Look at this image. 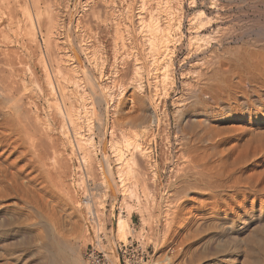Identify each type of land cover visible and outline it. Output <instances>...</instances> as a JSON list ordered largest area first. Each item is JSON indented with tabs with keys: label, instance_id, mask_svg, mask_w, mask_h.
I'll return each mask as SVG.
<instances>
[{
	"label": "rangeland",
	"instance_id": "obj_1",
	"mask_svg": "<svg viewBox=\"0 0 264 264\" xmlns=\"http://www.w3.org/2000/svg\"><path fill=\"white\" fill-rule=\"evenodd\" d=\"M226 1L227 0H224L223 3L227 5ZM137 3H139L138 0H112V1L111 0H48V1L47 0H8L7 2H5L4 5L6 6H4V8L5 7L9 8L10 10L9 13L14 15V18L11 21L9 17L6 15L8 14L7 9L5 10L2 9V12L0 11V25H1L0 32L3 34L7 32L6 35H8V38H10L6 40L7 42L6 44L2 40V43H4L5 45L0 43L2 45V46L0 45V49L2 52V54L0 55L2 57L4 51H7V52L15 51L17 54L21 55L20 57H22V62L24 63L22 66V64L18 65L16 62L17 65L15 64L16 66L14 65V67H11V68L5 65L4 63L0 64L1 65L0 68H2L0 71V78L1 77L3 78V76L7 75L6 78L4 77V79L7 82L2 78L0 80V83L2 82V80H4V82L0 84L1 86L0 90H3V89L6 90L7 92L4 90L3 91L4 93L6 92L7 94H9V90H11L10 93L14 91L16 93L15 97L17 96L19 99L23 98V104L26 105L27 107L29 106L28 108L31 107L30 109L33 110L31 112L33 117L36 115L40 116V119L42 118L41 123L44 120L43 122L44 125L46 121L47 123L51 122L50 124L53 126L51 127L54 129L52 131V128H51V131L53 133L51 135L54 136L53 139L55 142L60 140L59 142H56L57 144L55 143L56 144L55 146L59 147V145L61 144L59 147V153L57 151V148L55 149L57 151L56 153L58 155L61 153L59 155L61 157V160L65 159L66 162L71 161L68 163V166H72L68 168V170H71L69 171L68 175L71 173L70 175L72 177L68 176L66 178L65 183L64 182L60 183L57 180L58 183L56 182L57 185L55 187V189L57 188L56 192L58 196L62 198L63 200L62 204L58 208V211L62 209V212L59 211V215L61 214L63 215L62 216L63 218L61 217V220L66 221L65 224L67 225V226L66 225L64 226V231H63L64 237L62 238L60 236V239H65L68 237L69 238L71 237L72 239V236L76 238L80 235L81 232L83 231L85 232L84 238L82 239V241H80L79 246H78L77 252L79 254L77 253V256H76L77 263L83 264V255L88 245L92 241V235H91L92 229H88V231H86L85 229L86 226L91 225L92 222H93L92 224H95L97 222L95 219L96 217H94L97 211L101 214V215L99 214L101 217L98 215L100 219L97 217V219L99 220V223L102 218L104 225L110 224L111 218H112L113 204L115 202V210L113 213L115 214L116 219L121 214L126 215L127 214L126 207L132 206L130 225L132 227L133 233L132 235H129L128 240L125 243L130 241L131 240L130 237H132L133 241H138L144 248L149 246L150 247L149 249L150 250V263L149 264H157V263L158 264H195V262L197 261L196 259H198V257H199L198 261L200 264H247L248 253L246 249H250V247L247 245L245 240L248 237V235H250L251 233L249 231H244L242 229L244 224L242 223L240 218L242 217L243 211H245L246 209H250L252 207L253 198L251 196L244 195L241 190H238V187L235 188L236 187L235 185L238 182L247 181L249 177L252 176L251 175L252 172L248 171L246 174L240 175L241 169H239L240 163H238V161H239V157L241 159L242 156H244L243 154L248 153V155H253L258 151L260 155L257 161L261 166L259 165L260 167L257 169V171L254 172L253 176L255 177L254 179L259 178V180H264V172H262L264 169V166H263L264 165V152H263L264 147L256 145V144L250 145L248 144V141L250 139L249 135L242 136V134L237 133V136H236L235 132L234 133L229 132L228 129H229V126L232 127L233 124L234 125L239 124V125H244V126L249 125L252 127H256L257 129L260 128L264 130V123H263L264 122V91L262 90L260 91V94L261 96H263V98L262 97L258 98L256 94L252 92L253 89H257V87L255 88L254 82L247 81L248 84H246L245 89L246 90L249 89L248 90V92L250 93V96H248L249 100H248V97L247 99L245 97H242V98H243V101L245 100L244 102L250 101L249 103L253 104V107H255V109L252 108L250 111L251 113H249L248 111L249 105H244L243 107L244 109L243 108L241 109V113H242L240 115L241 117H237V119L235 118V115L239 113L234 114V112L233 113L230 112V113H227V115L221 116L222 118H226L227 120L226 122L224 121V123H222L223 127L224 128L227 127V129L220 130L219 128H221V126L219 125L218 130L217 129L216 130L217 131L220 130L219 131L221 133L220 136H218L216 132L215 133L211 131L208 132L207 129H204L203 131V129L200 128L201 127L200 123L202 127H210L214 129H215L214 125H218V124H216L215 121L212 122V120H210V118H208L207 116L201 115L203 110L202 108L196 106L193 99L191 100L189 99L190 101L187 100L185 102V104L187 103L188 105H185L181 101H179V100H182V98L185 96L186 97L190 96L189 88L191 89L195 85L199 84L200 78L199 79L197 78L198 75L196 72L201 71L202 69H204L202 70V72L207 71L205 70V66H203L201 62L199 63V61L201 60L197 58L195 60V58H192L191 55H188L189 51L188 49H186L188 46L187 43H189V39L190 37H192V34H191L192 30L190 29V26H188L189 23L187 22V18L192 17L195 13L199 12L201 9L204 8L201 5V4H204V0H198L199 5H198V8L196 9L188 7L189 0H182V1L174 0L173 2H171V6L175 8V9L173 8V10L176 15L178 14L177 12L180 11L181 9L180 7L184 5L185 14H184V22H183V26H184L183 32L186 31L187 33L184 32V38H183L185 41L184 47L180 52L177 53V57L174 62L175 68L173 67V70L175 71L172 70L169 72L170 78L174 76L176 85L175 86L172 85L171 87V84H170L169 85L170 90H172L170 95H167L166 97L161 98V100H159V103L157 102V104L159 105L156 111L157 115L153 114L149 110H146L144 112V114L147 116V123H148V124L146 123L145 126L147 127L151 124L152 127L151 126L147 127L149 130L147 129L148 130L147 133H145V135L142 138H140V142L145 147L149 148V150L151 151V154L149 153V157L146 158V162L148 163L145 162L147 166L145 165L144 168L147 167V169L141 168V170L143 169V171L142 173L140 171V174H141L140 177L142 176V178H144L145 184L143 181L140 180L141 181L139 182L140 184H138V186L136 187V190H138L136 194L139 192L138 195H133L131 199L128 196H127L128 198H125V196L122 194L124 192L123 189L121 188L119 189V186H117V184H119L118 183L119 179L116 178L117 177V171H116L117 161L116 162L113 161V159L116 160V158H114V154L112 152L106 151V146L102 142L103 138H101L100 132L98 131V118H97V116L101 113V110L100 108L96 106V104L92 103L94 101L91 98L92 95L90 94L89 87L87 86L88 84L86 82V79H84V77H82V80L81 78L78 80L79 77L77 78V80L80 81V82H77L78 85L71 81L68 84L69 93L72 92L70 94H72V96L75 97V99L77 100V101L74 100V104H76L75 107L77 106V109L78 110L80 109L79 111L78 110L77 111L79 113L81 112L80 114L82 115L84 114L80 120L81 128L80 127L78 128V129H81V131L78 129L76 130V132L80 131L78 132L79 135L82 133L81 134L82 137L77 135L75 130L72 129V127L70 128L67 122L66 124L68 125L67 126L68 128H66V130H69L67 132H70V134L68 133L65 134L63 132L64 130L61 127V124L63 123L62 119H60L59 117L54 118L55 116H57V115H54L56 111L54 106H56V104L54 101H51L52 96L48 94L49 92L46 89L47 83H46L45 72H44V69L41 68L40 63H38L39 62L38 60L40 58V54L42 53L44 54V51L46 50L48 46L52 47L53 44L55 45L56 40H59V41L61 40L60 41L61 43L59 42L60 45H62V42L65 45L63 44L62 48L60 46L61 49L57 48L55 49V51L58 50L57 51L58 53L60 52L61 53L63 52L64 54L72 53V55H75L76 62L77 61L80 62V63L77 62V64L87 66V68L86 67L85 68L86 69L89 68V70L92 71V73L95 75L96 79L100 82V84L106 89H108L109 91H112L111 93L114 97L113 108H115L116 105L121 103L122 108L126 111L125 114H122V115L120 114L117 118L118 128L116 127V130L118 132L117 134L115 133L116 131L114 132L115 141L116 142L119 141L120 143V140H122V138L120 137L122 135V132L127 133L132 138L133 132L135 130L141 131V129H143V126H141L142 127L141 128V127H137V125H132V115H131L132 114V102L130 101V98H132V33L134 32V28H137L136 27L137 20L135 17H133V15L135 16L139 10L138 9L139 4ZM246 3L239 4L238 0L237 2L236 0L235 2H232V4L234 5L232 8L231 14L237 18H235V22L226 21L224 25V27L229 26L235 29L232 32V34L234 35H230L231 33L227 34V36L229 35L230 37L228 36L223 43L224 48L225 47L227 48L230 45V47L228 48V51L225 48V52L229 53V55L226 54L223 50L219 52V54H221L219 55L220 58L222 59L224 58L223 60H227V62L229 61L233 62L234 59L237 60V61H234L233 63L236 62V65L238 67L242 65L240 63L245 62L244 59H248V58H245V57H248L246 55L251 54L253 50H254L253 52L264 50V44H263L264 43L263 42L264 41V28H263L264 26V6L251 4L252 2L250 1H247ZM232 4L230 5L232 6ZM24 8H27V9H24ZM129 9L131 10L130 12L127 13ZM26 10H28V12ZM29 10L31 11V14H32L31 18L33 17L32 22L34 23V27L37 30V40H36L37 44L35 45L29 41V35H27V32L25 34V31H26L25 29L28 27L27 23L31 15V14L26 15V13L30 12ZM124 13L125 15L126 14L127 15L126 16L123 15ZM208 13L209 12H207V14ZM25 16H28L29 19ZM122 16L123 17L125 16L126 18H123ZM118 17L120 18L118 19ZM114 18H115L114 21L116 20L117 21L119 20V21L114 22L113 21ZM238 20L240 23L238 22ZM54 21H57L56 22L57 24ZM175 22L177 23L176 20L174 21V23ZM29 23L31 24V20ZM54 23H55L56 28H54ZM116 24H117V27L115 26ZM119 24H120L121 29L123 28L122 30H120ZM2 28L5 29V31ZM188 28H189V31H188ZM237 28H240V29H237ZM237 31H240V32H237ZM50 32H52V34H50ZM50 35H53V37H51ZM70 35L72 37H70ZM231 36H233V38H231ZM177 38L178 36H176V39ZM229 38L232 40H230ZM256 39L258 40L262 39V40L258 41ZM0 40H1V36H0ZM205 44L206 43H204L203 46ZM175 45H177V42L174 43V46ZM237 45L240 47H238ZM231 47H234L235 49L234 48L232 49ZM250 47H252L253 49ZM241 48L243 52L245 53V55L243 52H242L243 54L239 53V51H242ZM247 50L248 52H245ZM7 52H4V53H7ZM230 53L233 54L234 57ZM184 58L188 60L187 63H186V60H184ZM195 65L198 66V68ZM226 65L223 67L225 70H227L228 68V65L227 67ZM172 72L173 74H171ZM79 73L80 72H78V75ZM244 74L249 75V73H244ZM143 77L144 79H142L143 81L142 84L143 86L145 85L144 86L145 88L147 87L145 89L144 94L148 98L147 95L149 96L153 95L154 86L150 85L149 87V80L152 81V79L147 78L146 75H144ZM33 78L35 79L33 80ZM235 80L238 81V78H236ZM3 84L5 86H3ZM147 84L148 86H146ZM76 85L77 86L80 85V87H76ZM5 87H7L8 89ZM11 88L13 89V91ZM236 94L240 95L239 93H236ZM77 96L78 98H76ZM81 96H83L84 99L87 101H85L84 99H81ZM259 99L261 100V102ZM162 100H165V101H162ZM6 102H8V100H6L5 103ZM85 103L87 104V106L84 105ZM9 104L11 103L8 102L6 105H9ZM35 112H37V114H35ZM51 112L54 116H53V119L49 120L48 122L47 116L48 114H51ZM182 112H185V114H188L189 116H191V121H190L191 127L188 128V130L186 129L188 132L181 131L185 127V124L181 123L180 125L179 124L180 122L178 123L179 118H181L182 116L183 118L186 117V115L184 116ZM33 113L35 115H33ZM222 118L220 120H222ZM151 119L152 120L154 119V120L151 121ZM156 119L159 120L160 122L155 121ZM232 120L236 121V123H232L231 122ZM180 126L181 127L184 126V127L181 128V130H179ZM70 129L72 131L74 130L73 132H75L76 135L72 133ZM194 131L196 133H194ZM190 132L192 134L194 133L193 135L195 136H197L198 134L200 138L197 136L196 139H194L195 136H192ZM201 133H202V136H201ZM63 134L66 135L67 137L70 136V138H66V136H64ZM150 135L153 138H151ZM78 136L83 140V141L79 140L81 141V144L79 143V145H77L78 143H76L77 141L74 139V138L78 139ZM185 136L189 138L186 139ZM190 136L193 138H191ZM202 137L204 138V140ZM237 137L240 138L241 141L238 140ZM56 138H59V140L58 139L56 140ZM90 138L93 140L92 142ZM66 139H68V141ZM69 139H71L72 141L71 140L69 141ZM189 139L192 142L189 141ZM193 139L194 141L195 140L196 141L194 142ZM200 139L202 141L199 142L198 140ZM74 141H76L75 144H74ZM89 141L91 145L95 146L96 148V149H94V147L92 148L96 152L94 153L97 155L96 156L94 154V156H96L94 157V160L96 158L99 160V162L98 160L93 161L94 165H97V166H93L92 164V169L96 167L97 170L94 169L92 171L88 168L87 163L84 162L86 164L85 165L83 164V161H81L83 160L82 154L84 153V151L82 150L83 149L82 147L86 146V148L89 149V145H90ZM100 141L102 143H100ZM181 142L183 143L185 142V143L183 144ZM72 144H74L73 146L76 148L75 150L72 148L73 147ZM70 145L72 147H70ZM91 145L90 147H92ZM76 146L78 148L80 147L82 148V149L80 148L81 152ZM60 148L66 149L65 151L63 150V152L65 153L60 152L61 151ZM123 149L124 151H126L125 147ZM100 150L102 152L105 151L106 154L109 156L110 160L113 161L112 166L114 164L113 166V171H114L113 173H115L114 181L115 183L117 182L116 188H118L116 189V194L114 196L116 199L115 201L113 200V197L109 194V192H107L108 189L106 188V186L99 185V184H103L102 183L103 173L102 172L100 173L101 169L99 170L97 168L100 166V163L103 160V157L101 156L102 153H100L101 152ZM127 152L129 151H126L125 153L127 154ZM55 154L54 156L57 158L58 155H55ZM60 157L57 159L60 160ZM62 157L64 158L62 159ZM79 158H82V159H79ZM0 162H2L3 165L7 164L4 160H0ZM79 162L81 166H79ZM54 166L56 167V165ZM83 166L84 168H82L81 170V167ZM86 166L88 169L85 168ZM11 170H14V168H12ZM87 170L88 172L90 170L91 173L90 172L87 173ZM259 170H262L261 171L262 175ZM258 172H260V174ZM82 174H86V175H82ZM257 174L260 176H257ZM22 175L23 176H22V179H20V182H23L22 184L25 183V185H28L26 184L27 182H25L27 181V178L25 179L24 177L25 174H22ZM81 175L85 176L86 178L83 177L84 179L83 178L81 179L80 178ZM87 175L88 176L91 175L90 178ZM79 179L81 183L79 182ZM85 180L87 181L86 182L87 184L84 182ZM59 183L60 185H63V184L64 185L60 186L58 185ZM34 186L36 188H41L40 185L38 186L34 184ZM83 187L84 188L87 187L86 190L83 189ZM91 187L93 190L91 189ZM145 187L146 189H143ZM63 189L64 190L66 189V191H64ZM59 190L62 191L63 195L65 192V195L64 196H62V194L60 195L58 192L61 193V191ZM82 190H85V191H82ZM117 190H119L118 191L119 193H117ZM144 190H147L149 191V193H151L150 197L148 198L149 200L145 196L146 194H144ZM85 192L88 194H86ZM87 195H89L88 198L86 197ZM65 196L68 198H66ZM93 197H94V200H93ZM65 200H67V202ZM89 200L92 203L91 205L93 206V209H91L92 206L90 205ZM92 200L96 202H93ZM261 200L259 199L255 201L254 202L255 205L258 204V202L264 203V199H261ZM100 204H102V206ZM4 205L8 206L9 208L8 207L6 208V206ZM44 205L45 203L42 202L41 200H39L37 203L33 205H26L24 200L20 199L19 197L15 195L13 196L10 195L5 198H0V213L3 215L2 217L3 220L0 219V223L1 221H4L5 224L6 223L12 224V225H6L7 227L6 226H5L6 228L3 227L4 229L1 228L2 230H5V233L7 234V235L5 234L4 236H9L12 238L8 241L6 239L3 241L0 238V244H1L0 245V264H5V263L14 264L15 262H16L15 264H20V262H18L20 260L16 258L17 255L16 254L12 255L13 257L10 256L11 253L13 252L9 251L8 249H14L15 251L17 249H21L20 244L22 242V238H21L20 233H18L17 231H19L23 226L24 227L26 225L30 226L29 228H30L31 233L27 235V238H29L30 240H34L35 243L40 242L39 241L40 235L43 236L45 234L42 230H44L46 226L49 227V225L44 223V221H42L39 218V216H35L34 210L36 207L40 211H42V208H44ZM94 205L98 207L96 208ZM3 208L6 209V212ZM85 213H88V214H85ZM31 214L34 215L35 217L32 216ZM91 214L93 216H91ZM67 216H69L70 218ZM92 217H94V219ZM77 218L79 219L77 220ZM39 219L41 220V223ZM88 220H91L92 222L90 221L91 222L90 223ZM35 223L36 225L39 224L38 225L39 227L36 226ZM42 225L44 227L43 229H42ZM38 231H41L42 234ZM114 232H115V228H113V231L111 232V235H110L111 249H112V246L114 247V241H115ZM261 233L256 236V240L258 243H264V241H262V239L264 240V226H262ZM35 234L37 237H35ZM8 246H10L11 248H9ZM114 252H115V249L111 251V253H114ZM201 257L202 259H200ZM6 258L9 260H7ZM34 258L31 260L32 262H30L29 264H35V263L37 264V260H35L36 258L35 259ZM197 262L196 264H199Z\"/></svg>",
	"mask_w": 264,
	"mask_h": 264
},
{
	"label": "bare ground",
	"instance_id": "obj_2",
	"mask_svg": "<svg viewBox=\"0 0 264 264\" xmlns=\"http://www.w3.org/2000/svg\"><path fill=\"white\" fill-rule=\"evenodd\" d=\"M7 1L0 0V11L2 12V9H4V10L7 9L8 14H6V13L5 14L9 17V19L11 21V20H13L14 15L9 13V11H10L9 8H6V7L4 8V6H6L4 4ZM138 1H139V3H137V4H139V6H138L139 10L135 16L133 15V17H135L137 20L136 21L137 26L134 24L137 28H134V32L132 33V98H130V101L132 102V114H131V112H130V114L132 115V125H137V127L143 126V129H141V131L140 130H138V131L133 130L134 132H133L132 138L127 133L122 132L123 136L122 135L120 136L122 138V140H120V143H119V141L118 142L115 141L114 132L116 131L115 132L116 134L118 132L116 130L117 118L120 114L121 115L125 114L126 111L122 108L121 103H119L118 105H116L115 108H113L114 97L111 93L112 91H109L108 89L103 87L100 84V82L96 79V77L92 73V71H90L89 68L86 69L87 66L77 64L78 61L76 62L75 55H72V53L64 54L63 52H62L63 54L61 52H60L61 53L60 54L57 52L58 50L55 51V49H57V48L58 49L62 48L64 43L62 42V45H60L61 40L60 41L54 40L56 42L55 45L53 44L54 47L53 46L52 47L48 46L47 48L45 47L46 50L44 51V54L43 53L40 54V58L38 60L39 62L37 61L38 63H40L41 68L44 69L45 77H46V83H47V87H48V88L46 87V89L49 92L48 94L52 96L51 101H54L56 104V106H54L55 110H56L54 115H57V116H55L54 118L59 117L60 119H62L63 123L61 122L62 123L61 127L64 130V131L63 130L62 131L65 134H67V133L70 134V132H67L69 130H66V128H68L67 127L68 125L70 126V128L72 127V129H74L75 132L79 127L81 128V121L80 120H81L82 116L84 115V114L83 115L80 114L81 112L80 113L78 112L80 109L78 110L77 106L75 107L76 104H74V100L75 101H77V100L75 99V97L72 96V94H70L72 92L69 93L68 84L70 81L77 84V82H80V81H78L80 78L82 80V77H84V79H86V82L88 84L87 86L89 87L90 94L92 95L91 98L94 101V102H92V101L91 102L96 104V106L98 108H100V110H101V113L97 116V118H98V131L100 132L101 138H103L102 142L106 146V151L112 152L114 154V158H116V160L113 159V161L114 162L117 161V164L115 163L117 165L116 166V171H117V177L116 178L119 179V181L117 180L119 184H117V182L115 183V181H114L115 180V177H114L115 173H113L114 172L113 171L114 164L112 166L113 161L110 160L109 156L106 154L105 151L102 152L100 150L101 151L100 153H102V155L101 154L100 155L103 157V160L101 162L102 164L100 163V166L98 164V166L100 168L99 167H97V168L99 170L101 169L100 173L101 172L103 173V176H102V178H103L102 183L103 184H99V185L106 186V188L109 190V191L107 190V192H109V194L113 197L114 201L116 200L114 197L116 194V189H118V188H116V184H117V186H119V189L120 188L123 189L124 192L122 194L125 196V198L129 197L131 199L133 195H138V193H139L138 192L136 194V192L138 191V190H136V187L138 186V184H140L139 182H141V181L144 182V178H142V176L140 177V175H141L140 171L142 173L143 169H147V167L144 168L146 165L145 164L146 158L149 157V153L151 154V151L149 150V148L145 147L140 142V138H142L145 135V133H147V131L149 130L147 127L151 126V124L147 127L145 126L147 123V116L144 114V112L146 110H149L153 114H156L157 107L159 106L157 104V102L159 103V100H161V98L166 97L167 95H170V93L172 91V90H170V86H169L170 84H171V87H172V85L173 86L176 85L174 76L170 78L169 72L173 70V67L175 66L174 62H175V59L177 57V53L183 49L184 42H185L183 39L184 38V32H186V31L183 32V27H184L183 22H184V14H185L184 5L182 7H180L181 9H180V11L177 12L178 14L176 15L174 10H173L174 7L171 6V2H173L174 0L173 1L172 0H138ZM180 1H182V0H180ZM223 1L224 0H204V4H201L202 7H204V8L201 9L200 11L198 10L199 12L195 13L192 17L187 18V22L189 23L188 26H190V29L192 30V33H191L192 37H190L189 43H187L188 46L186 45L187 48L186 47L185 48L188 49V51H189L188 55H191V57L195 58V60H196V58L201 60V61H199V63L201 62V64L203 66H205V70H207V71L202 72V70H204V69L201 70L199 68L201 71L196 72L198 75L197 78L198 79L200 78L199 84L195 85L191 89L189 88L190 96L186 97L184 95L185 97H183L182 100H179L183 104H185V102L187 100L193 99L196 106L202 108L203 112L201 113V115L207 116L208 118H210V120H212V122L215 121L216 124H218V125H214L215 126V129H214V128H210V127H202V125L200 123V126H201L200 128L203 129V131H204V129H207L208 132H210V131L213 133L216 132L218 136H220V134H221L219 132L220 130L227 129V127L225 126L226 128H224L223 124H222V123H224V121L226 122L227 120H226V118H222L221 116L227 115V113H230V112L231 113L234 112V114L239 113V114L235 115V118L237 119V117H241L240 116L242 114L241 109L244 107V105H249L248 106L249 113H251L250 111L252 108L255 109V107H253V104L249 103L250 101L248 102L246 100L249 103L248 104L247 102H244L245 100L243 101V98H242V97H245L247 99V97L250 96V93L248 92L249 89L248 90L245 89L246 84H248L249 81L254 82L255 88L257 87V89H253V91L252 90L251 91L253 93H255L258 98H261V97L263 98V96H261V94H260V91L261 90L264 91V50L258 51V52H253L254 51L253 50L251 54L246 55L248 57H245V58H248V59H244L245 62L242 61L243 63H240V61H239V63L242 64V65L239 64L240 65L239 67L236 65V62L233 63L234 61H237V60L234 59L233 62L232 61L227 62V60H223L224 58L222 59L219 56V55H221V54H219V52H221V50H223L225 52L226 47L225 48L223 47L224 46L223 43H224L225 39L229 36V35L227 36V34L231 33L230 35H234V34H232V32H233V30H235L233 27H229V26L224 27V25H225L226 21L235 22V18H237L231 14V11H232V8L234 5V4H232V2H235V0H227L226 1L227 5L224 4ZM238 1H239V4L240 3H246L247 1H250V2H252L251 4L264 6V0H238ZM175 2H177V1H175ZM236 2H237V0H236ZM49 3H50V1H49ZM230 4H232V6ZM198 5H199L198 0H189V5H188L189 8L196 9V8H198ZM249 5H247V6H249ZM8 7H10V6H8ZM254 7H256V6H254ZM24 9H27V8H24ZM130 10L131 9H129V11H127V13L130 12ZM176 10H177V8H176ZM26 11L28 12V10H26ZM26 11H24V12H26ZM207 12H209V13L207 14ZM27 14L30 15L31 11L29 13H26V15ZM115 14H116V12H115ZM123 15H125V13ZM174 15H176V16H174ZM11 16H13V17H11ZM31 16H32V14L29 17L30 19L28 18V16H25L29 19V21L27 20L28 23L26 21L28 27L25 29L26 30L25 34L27 32V35H29V41L35 45V44H37V42H36L37 30L34 27V23L32 22L33 17L31 18ZM125 16L124 17L122 16V17L126 18ZM115 17H117V16H115ZM186 17H187V15H186ZM119 18L120 17H118V19ZM227 19H229V20H227ZM30 20H31V24L29 23ZM114 20H115V18L113 19V21ZM175 20L177 21V23L176 22L174 23ZM118 21L116 20L114 22H118ZM54 22L56 23L57 21H54ZM238 22H239V20H238ZM55 23H54V28H56ZM117 24L115 25L116 27H117ZM237 26H239V25H237ZM119 28H120V30L123 29V28L121 29L120 24H119ZM240 28H237V29H240ZM263 28H264V26H263ZM3 30L5 31V29H3ZM188 31H189V28H188ZM118 32H120V31H118ZM135 32H136V34H135ZM237 32H240V31H237ZM237 32H235V33H237ZM6 34H7V32L5 34L0 32V36H1V40H0L1 42L0 43H2V40H3V42L6 44L7 43L6 40L10 39V38H8V35H6ZM50 34H52V32H50ZM120 35H121V33H120ZM50 36L53 37V35H50ZM176 36H178L177 39H176ZM70 37H72V36L70 35ZM231 38H233V36H231ZM230 40H232V39H230ZM256 40H258V39H256ZM261 40L259 39L258 41H261ZM242 41H244V40H242ZM69 42H71V41H69ZM175 42H177V45L174 46ZM228 42H229V40H228ZM4 43H2V44L5 45ZM204 43H206L204 45L205 47L203 46ZM247 45H249V44H247ZM247 45H245V46H247ZM60 46H61V48H60ZM216 46H218V47H216ZM245 46H243V47H245ZM257 46H255V47H257ZM229 47H230V45H229ZM229 47L226 48L227 51H228ZM238 47H240V46H238ZM231 48L233 49L234 47H231ZM250 48H252V47H250ZM262 48H263V46H262ZM257 49H259V48H257ZM241 50H242V48H241ZM2 51H3V49H2ZM89 51H90V49H89ZM0 52H1V49H0ZM4 52H7V51H4ZM4 52H3L2 57L0 55V64L4 63L5 65H7L11 68V67H14V65L17 62L18 65L22 64V66H23L24 63L22 62V57H20L21 56L20 54H17L15 51L7 52V53H4ZM229 52H231V51H229ZM242 52H243V50L239 51V53H242ZM245 52H248V50ZM93 53H94V51H93ZM0 54H2V52ZM226 54L229 55V53H226ZM231 55H233V54H231ZM244 55H245V53H244ZM90 57H89V59H90ZM224 57H225V55H224ZM233 57H234V55H233ZM239 57H241V56H239ZM185 58H184V60H186ZM187 61L188 60H186V63H187ZM94 62H95V60H94ZM78 63H80V62H78ZM35 64H37V63H35ZM226 64L228 65L227 70H225L223 68ZM227 65H226V67H227ZM232 66H234V67H232ZM0 67H1V65H0ZM196 67L198 68V66H196ZM197 68H196V70H197ZM1 69L2 68H0V71H1ZM173 71H175V70H173ZM78 72L81 73V74L79 73L80 76L78 75ZM244 73H249V75H245ZM171 74H173V72ZM144 75H146L147 78L152 79V81H150L148 79L149 80V87H150V85L154 86L153 87L154 93H153V95H150V96L147 95L148 98L144 94L145 89L147 87L145 88L144 87L145 85L143 86V84H142V82H143L142 79H144V77H143ZM6 76L7 75H5V76H3V78L2 77L1 78L4 79V77L6 78ZM1 78H0V80H1ZM77 78H78V80H77ZM236 78H238V81L235 80ZM34 79L35 78H33V80ZM4 80H2L1 83H3ZM16 84H17V82H16ZM71 84H73V83H71ZM77 85H76V87H80V85L79 86H77ZM3 86H5V85L3 84ZM146 86H148V84ZM5 88H7V87H5ZM0 89H1V86H0ZM3 90H0V160H4L7 164L3 165L2 162H0V198H5V197H8L10 195H12V196L15 195V196L19 197L20 199L24 200L26 205H33V204L37 203L39 200H41L42 202L45 203L44 208H42V211H40L38 208L35 207L34 213H35V216H39V218L42 221H44V223L49 225V227L46 226L45 228L42 225V229L44 228V230H42V231L46 235L45 234L43 236L40 235V237H39L40 242L39 243H35L34 240H30L29 238H27V235H29L31 233L30 228H29L30 226H27V225L25 227L23 226L19 231H17L18 233H20L21 238H22V242L20 244L21 249H17L16 251L14 249H8L9 251L13 252V253H11L10 256L16 254L17 255L16 258L20 260V261H18V262H20V264H29L30 262H32L31 260L34 257L36 258V259L35 258L34 259L37 260V264H78L76 261V256L78 253L77 252L78 246H79L80 241H82V239L84 238L85 232L84 231L81 232L80 235L76 238H74L72 236V239H71V237L70 238L68 237L65 239H60V236L62 238L64 237L63 231H64V226L66 225L65 224L66 221L61 220V217L63 216L62 214L59 215V211L62 212V209L58 211V208L62 204L63 200H62V198H60L58 196V194L56 192L57 188L55 189V187L57 185L56 184L57 180L60 183L61 182L65 183L66 178L68 176L72 177L70 175L71 173L68 175L69 171H71V170H68V168L72 167V166H68V163L71 161L66 162L65 159H64L65 161L61 160V157L59 156L61 153L59 155L56 153L57 151L59 153V147L61 145L60 144L61 142L59 143L60 144L59 147L55 146L57 144L56 142H59L60 140H59V138H56V140L58 139L59 141H56V142L54 141V139H53L54 136L51 135V134H53L52 131L54 130L52 128L53 126L50 124L51 122L47 123V121H46V123L44 125V123H43L44 120L41 123L42 118L40 119V116H38V115H36L34 117L32 116L31 112L33 110L30 109L31 107L28 108L29 106L27 107L26 105L23 104V98L19 99L17 96L15 97L16 93L13 91V89H12L13 92H11V93H10L11 90H9V94L6 93L7 92L6 90H4V91H6L4 93ZM236 93H239L240 95H238ZM261 93H263V92H261ZM189 94H187V95H189ZM179 96H181V95H179ZM76 98H78V96ZM81 99H84V97L81 96ZM6 100H8V102H10L11 104L6 105L8 103V102L5 103ZM248 100H249V97H248ZM85 101H87V100H85ZM162 101H165V100H162ZM260 102H261V100H260ZM262 103H263V101H262ZM36 104H38V103H36ZM164 104H165V102H164ZM84 105L87 106L86 103ZM185 105H188V104L186 103ZM24 106H26L27 108ZM184 109H186V108H184ZM180 111H181V109H180ZM182 113L184 114V116L186 115V117L183 118V116H182L181 118H179L178 123L180 122L179 123L180 125H181V123L185 124V127L183 126L184 127L183 128L180 126L179 130H181V128H183V130H181V131L186 132L188 130V128L191 127L190 126L191 125V123H190L191 116H189L188 114H185V112H182ZM182 113H180V114H182ZM35 114H37V112H35ZM35 114L33 113V115H35ZM54 115L52 114V112H51V114H48V116H47L48 122H49V120L53 119ZM152 117H153V115H152ZM220 117L222 118V120H220L221 119ZM47 118H46V120H47ZM153 120L151 119V121H153ZM52 121H54V120H52ZM58 121H59V119H58ZM155 121L160 122L157 119ZM66 122L68 125L66 124ZM231 122L236 123V121H234V120H232ZM41 124H43L44 127ZM138 125H140V126H138ZM219 125L221 126V128H219ZM51 128H52V131H51ZM218 128L220 129L219 131H217ZM78 130L81 131V129H78ZM70 131L72 133H74L75 135H76V133H77V135H79L78 132H80V131H78L75 133L71 129H70ZM228 131L232 132V133L235 132L236 136H237V133L242 134V136H248L249 135L250 139L248 141V144H250V145L256 144V145L264 147V130H262L260 128L257 129L256 127H252L249 125L244 126V125H239V124L238 125L233 124L232 127L229 126ZM119 132H120V130H119ZM191 132H190V134H192ZM194 133H196V132L194 131ZM81 134L79 136H81ZM193 134H192V136H195ZM64 136H66V135H64ZM79 136H78V139L74 138L77 141V142L74 141V144L76 142V143H78L77 145H79V143L81 144V141H83ZM197 136H198V134H197ZM197 136H195L194 139H196ZM201 136H202V133H201ZM185 137H186V139L189 138L187 136H185ZM66 138H70V136H68V137L66 136ZM101 138H100V140H101ZM151 138H153V137L151 136ZM191 138H193V137H191ZM241 138H243V137H241ZM190 139H189V141H191ZM194 139H193V141H194ZM201 139L198 141L199 142L202 141ZM66 140L68 141V139H66ZM70 140L71 139H69V141ZM79 140H81V141H79ZM90 140H91V142L93 141L91 138H90ZM203 140H204V138H203ZM238 140H240V138H238ZM102 142L100 141V143H102ZM89 143H90V141H89ZM181 143H183V142H181ZM74 144H72V146ZM82 144H83V142H82ZM195 144H193V145H195ZM90 145H91V143H90ZM90 145H89V149H87L86 146L82 147L83 149L81 147L80 148L84 151V153L82 154L83 160H81V161H83V164L87 163L88 168L92 171L94 169L97 170L96 167H94L92 169V164H93V166H97V165H94L93 161L98 160V159L96 158L94 160V157L97 156L95 154L96 152L94 151V149H96V148H95V146H92V145H91L92 147H90ZM72 146L70 145V147H72ZM93 147H94V149H92ZM124 147H125L126 151H129V152H127V154L125 153L126 151H124V149H123ZM56 148H57V151L55 150ZM72 148L74 150L76 149L74 146ZM80 148H78V149L81 152ZM263 149H261V150H263ZM63 150L65 151L66 149L63 148V149H61L60 152H63ZM63 153H65V152H63ZM54 154L58 155L57 158L60 157V160H58L54 156ZM94 154L96 156H94ZM243 155L244 156H242L241 159L239 157V161H238V163H240L239 169H241L240 175H244L248 171L249 172L251 171L252 176L250 175L251 177H249V179L245 182L236 183L235 188L238 187V190H241L244 195L251 196L253 198V199L251 198L253 200L252 201L253 202L252 207L250 209H246L245 211H243L242 217L240 218L242 223L245 225V226L243 225L242 229L244 231H249L251 233L250 235H248V237L245 240L247 245L250 247V249H246L247 253H248L247 264H264V243H258L256 240V236L262 232V226H264V203L258 202V204H256V205L254 203L255 201H257L259 199L260 200L264 199V180H259V178L254 179L255 177L253 176L254 172L257 171V169L261 166L257 161L260 153H258V151H257L253 155H248V153L243 154ZM82 156H80V157H82ZM67 157H69V156H67ZM63 158L64 157H62V159ZM66 159H68V158H66ZM79 159H82V158H79ZM68 160H70V159H68ZM80 162H79V166H81ZM98 162H99V160H98ZM146 163H148V162H146ZM54 165H56V167ZM57 166H58V168H57ZM87 166L85 168H87ZM12 168H14V170H11ZM82 168H84V166L81 167V170H82ZM141 168H143V169L141 170ZM90 170H89V172H90ZM75 171H76V169H75ZM148 171H150V170H148ZM259 171L261 172L262 170H259ZM89 172L87 170V173H89ZM260 172H258V173L260 174ZM262 172H264V169ZM262 172H261V175H262ZM57 173H58V175H57ZM22 174H25L24 177H25V179L27 178V181H25V182H27L26 184H28V185H25V183L22 184L23 182H20V179H22V176H23ZM72 175H73V173H72ZM82 175H86V174H82ZM82 175L80 177L81 179L83 177H85ZM90 176H88V177L90 178ZM257 176H260V175L257 174ZM147 180H148V178H147ZM79 182H80V179H79ZM84 182L86 183L87 181L85 180ZM60 183L58 185H60ZM34 184L38 185V186L40 185L41 188H36L34 186ZM144 184H145V182H144ZM63 185H60V186H63ZM88 186H90V185H88ZM92 187H91V189H92ZM86 188L83 187V189H85V190H86ZM143 189H146V187ZM85 190H82V191H85ZM59 191H61V190H59ZM64 191H66V189ZM118 191L119 190H117V193H119ZM105 192H106V190H105ZM58 193L60 195L62 194V196L65 195V192L63 195L62 191H61V193L60 192H58ZM86 194H88V193H86ZM92 194H93V192H92ZM144 194H146L145 196L148 199L150 197L151 193H149V191H147V190H144ZM88 196L89 195H87L86 197L88 198ZM66 198H68V197H66ZM68 200H70V199H68ZM90 200H89V203L91 205L92 203L90 202ZM93 200H94V197H93ZM137 200H138V198H137ZM65 201L67 202V200H65ZM65 201H64V203H65ZM261 201H263V200H261ZM93 202H96V201H93ZM66 204H68V203H66ZM100 205L102 206V204H100ZM4 206H6V205H4ZM7 207L8 206H6V208ZM64 207H62V208H64ZM65 209H67V208H65ZM91 209H93V206ZM4 210L6 212V209H4ZM87 210H89V209H87ZM114 210H115V202L113 204L112 216L115 215L113 213ZM126 210H127L126 215L121 214L116 219L115 232H114L115 240H118V242H124V243L128 240L129 235H132V233H133L132 227L130 225L132 206H127ZM1 212H2V210H1ZM101 212H102V210H101ZM97 213H95V216H94V217H96L95 219L97 222L93 225L97 224L98 227H100L101 224L99 223V220L97 219V217L100 213L98 211H97ZM64 214H66V213H64ZM67 214H68V212H67ZM85 214H88V213H85ZM32 216H34V215H32ZM69 216H70V214H69ZM69 216H67V217H69ZM91 216H93V215L91 214ZM2 217H3V215L0 213V219L1 220H3ZM94 217H92V218L94 219ZM100 217H98V218L100 219ZM78 219L79 218H77V220ZM41 220H40V223H41ZM83 221H85V220H83ZM88 221L90 222L91 220H88ZM92 223H91V225L86 226V228H85L86 231H88V229L92 228ZM6 225H12V224L11 223L5 224L4 221H1V223H0V238L3 241L5 239L8 241L12 238L9 236H4L6 233H5V230H2V229H4L3 227H5ZM35 225H36V223H35ZM38 225H36V226H38ZM81 226H82V224H81ZM38 232L41 233V231H38ZM55 233H57V234H55ZM35 237H37L36 234H35ZM36 241H38V240H36ZM262 241H264V240L262 239ZM10 246H8V247L11 248ZM32 248H34V249H32ZM111 251H113V249H111ZM111 256L118 263L116 251L114 253H111ZM245 257H247V256H245ZM195 258H196V256H195ZM198 259H199V257H198ZM198 259H196V260L198 261ZM200 259H202V257ZM243 259H245V258H243ZM7 260H9V259H7ZM196 262H195V264H196ZM193 263H194V261H193ZM197 263H199V261ZM83 264H84V255H83Z\"/></svg>",
	"mask_w": 264,
	"mask_h": 264
},
{
	"label": "built area",
	"instance_id": "obj_3",
	"mask_svg": "<svg viewBox=\"0 0 264 264\" xmlns=\"http://www.w3.org/2000/svg\"><path fill=\"white\" fill-rule=\"evenodd\" d=\"M101 218V226L92 224V241L88 245L84 253V264H149L150 263V247L144 248L138 241H130L127 243L114 241L118 263L111 256L110 235L115 228L116 217L111 218V223L103 225ZM109 227V228H108Z\"/></svg>",
	"mask_w": 264,
	"mask_h": 264
}]
</instances>
